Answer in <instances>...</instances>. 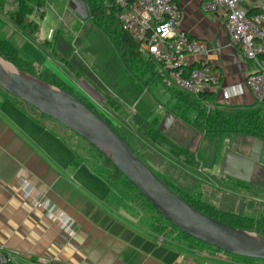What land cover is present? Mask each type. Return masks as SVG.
<instances>
[{"label": "crops", "instance_id": "obj_1", "mask_svg": "<svg viewBox=\"0 0 264 264\" xmlns=\"http://www.w3.org/2000/svg\"><path fill=\"white\" fill-rule=\"evenodd\" d=\"M110 1L102 2L108 5ZM176 1L183 13L180 30L208 44L212 50L208 63L220 76L219 86L204 93L212 98L200 97L206 112L229 114L257 109L259 102L244 85L247 75L254 70L253 63L229 44L224 12L206 14L200 0ZM27 5L30 12L25 17L31 21L35 18V8ZM67 7L78 17L70 4ZM24 10L17 0H0V39L9 41L36 71H47L68 86L58 75L63 70L52 48L42 45L55 37L53 33L48 39L49 31H54L53 6L47 4L41 10L43 19L36 20L39 25L36 38L28 37L10 18ZM233 85H242L243 94L225 100L222 90ZM161 87L164 88L162 84ZM174 117L166 133L178 122L185 123ZM119 118L124 128L131 130L132 121ZM184 136L189 140L187 144H175L181 145L187 155L194 156L196 164H190L189 170L196 173L201 168L204 174H212L208 170L215 167L228 180H238L221 172L227 149L219 162L212 153H205L204 159L199 160L200 151L207 148L204 140L202 144L199 139L198 143H192L195 135ZM251 141L252 137H236L235 146L230 149L247 155ZM88 158L71 145L57 123L0 89V248L17 252V264L33 260L43 264H264L258 260L240 261L216 249L181 247L141 228L127 212L135 189L123 177L114 176L103 159L90 161ZM179 158L183 164L187 163L184 156ZM254 180L264 188V144L260 163L247 184L252 185ZM23 182L27 183L26 195ZM35 197L45 206L36 207Z\"/></svg>", "mask_w": 264, "mask_h": 264}, {"label": "rangeland", "instance_id": "obj_2", "mask_svg": "<svg viewBox=\"0 0 264 264\" xmlns=\"http://www.w3.org/2000/svg\"><path fill=\"white\" fill-rule=\"evenodd\" d=\"M47 4L54 8L52 26H54L55 37L52 40L58 48V59L63 57L68 63L66 66L59 61L62 64L60 66L63 72L58 75L67 81L68 87L72 88L75 94L80 95L77 92L79 90H74L77 87L76 83H71L67 79L69 74L71 79L78 82L80 88L93 99L104 103L107 108L111 107L122 119H130L133 129L122 127L124 129H117V131L129 140L141 160L176 192L209 207L217 212L220 219L229 220L223 215L233 217L236 226L241 228L240 230L264 238L263 187L259 185L245 186L239 182L228 180L221 176L215 167L207 169L212 174L193 173L189 170L192 167L183 164L179 156L175 154L182 149L183 143H188L189 140L184 135L189 133L196 137L192 138V143H198L199 139L202 144L201 142L204 140L207 147L202 152L200 151L199 160L204 159L205 153L208 155L212 153L211 155H216L217 162H219L222 153L235 146L236 137L225 136L222 140H217L191 127L189 122H178L165 136L156 135L154 131L157 130L163 116L173 114L180 118L181 113H184L187 121H193L197 111L193 110L194 108L191 109L190 106H184L185 109L180 107L178 101L181 96L166 91L160 84L151 81L150 84H144L140 79L145 81L146 77L128 72L112 41L101 33L90 17L80 20L72 14L67 7L69 4L67 0H45V6ZM204 18H209V15H204ZM46 30L48 29L46 28ZM253 69H256L254 65ZM34 77L40 79L37 76ZM138 91L140 92L139 96L137 95ZM26 105L35 110L28 104ZM145 124H148V127L153 131L150 135H147L145 130H138L140 125ZM59 127L77 151L84 153L90 161H102L104 156L95 151L88 143L66 128ZM171 141L174 144L175 142L181 143V145H177L178 143L174 145ZM204 165L209 166L208 163H204ZM148 205L135 191L132 202L127 206V212L137 225L151 231L152 226L159 222L161 216L149 205L150 209ZM161 219L163 218L161 217ZM163 238L185 248L214 250L212 247L198 244L188 236L186 238L178 230L165 233Z\"/></svg>", "mask_w": 264, "mask_h": 264}, {"label": "water", "instance_id": "obj_3", "mask_svg": "<svg viewBox=\"0 0 264 264\" xmlns=\"http://www.w3.org/2000/svg\"><path fill=\"white\" fill-rule=\"evenodd\" d=\"M69 4L81 20L88 18L85 0H69ZM0 60L4 59L0 57ZM11 66L15 72H8L0 63V89L71 131L103 155L167 223L191 239L228 255L264 261L263 237L228 226L194 209L169 190L113 128L78 98ZM174 119L172 115L166 116L158 132L164 135ZM263 144L260 139L252 138L247 155L227 149L221 172L250 183L252 171L260 163Z\"/></svg>", "mask_w": 264, "mask_h": 264}, {"label": "built area", "instance_id": "obj_4", "mask_svg": "<svg viewBox=\"0 0 264 264\" xmlns=\"http://www.w3.org/2000/svg\"><path fill=\"white\" fill-rule=\"evenodd\" d=\"M119 8L117 22L119 28L128 34L144 58L154 63L167 90H176L198 97L211 88L219 86L220 76L208 63L212 50L208 44L192 39L180 30L183 13L176 0H111ZM205 13L225 10L223 22L229 44L239 50L253 65L255 70L245 79V87L255 96L259 104L264 102V0H200ZM107 4V3H106ZM54 31L50 30L48 39ZM198 58L191 62L190 59ZM74 90H79L94 108L106 116L113 124L124 127L120 118L103 103L96 101L78 82ZM242 85H233L222 90L225 100L242 95ZM196 172L203 175L198 168ZM196 173V174H197ZM24 195L27 183L23 182ZM36 207L45 205L34 198ZM68 231L67 226L62 227ZM17 252L0 248V264H17ZM27 264H43L33 260Z\"/></svg>", "mask_w": 264, "mask_h": 264}, {"label": "trees", "instance_id": "obj_5", "mask_svg": "<svg viewBox=\"0 0 264 264\" xmlns=\"http://www.w3.org/2000/svg\"><path fill=\"white\" fill-rule=\"evenodd\" d=\"M17 2L20 5V7L21 6L23 8L25 7V10L21 13L19 12L12 14L10 17L11 20L15 25L19 26L28 37L36 38L39 33V25L36 23V20L43 19V13L41 12V10H43L45 6V0H17ZM85 2L88 10V17H90L93 20L95 26H97V28L101 31V33H103L112 41L120 57V60L123 66H125V68L127 69V71L132 73H138L140 74V76L146 77L145 80L146 82L140 79L144 84L149 83L151 81L161 85L162 79L158 72L157 66L154 63H152L150 60L141 56V54L138 51L137 45L132 42L128 34L123 32L119 28L117 22V13L119 12V8L114 4V2L110 1L108 5L103 4L102 0H85ZM27 4H32L33 8H35L34 9L35 12L33 14L35 18L32 19L31 21L30 20L28 21V18L25 17V15H28L30 12L27 10L28 9ZM42 45L45 47H51L52 52L58 58L59 52L57 51V46L53 40L50 42H43ZM0 57L5 59L7 62L12 64L14 67L18 68L19 70L29 75L37 76L44 82L51 84L59 89L65 90L70 94H72L73 96H75L76 98H78L92 111H94L97 115H99L108 125H110L113 128V130L116 132V134L119 135L130 146V148L132 149L134 154L138 157V159L141 160V158L132 148L129 140L123 134L117 131V129H124V128L113 124L106 116H104L102 113L97 111L94 108V106H92L85 98H83V96L75 94L72 88L66 86L58 78L49 74V72L36 71L35 68L29 62H27L21 57L19 51L9 41L0 39ZM58 60L64 65L68 66V63L66 62L65 59H63V57H60ZM169 92L181 96V99L178 101L180 107L190 106L191 109L194 108L193 110L197 111L196 118L193 121H187L186 118L184 117V113H181L180 118L186 123L189 122L191 124V127H194L197 130L204 132L206 135L216 138L217 140H221L225 136H234V137L244 136V137L258 138L264 142V102L261 103L257 109H248V110L225 114L221 112H206L203 105L201 104V98H200L204 94L198 96L199 98H196L191 95L182 93L180 91L169 90ZM137 95L138 96L140 95L139 91ZM204 96L205 99L212 98V96L210 95L208 96L204 95ZM111 110L113 111V109ZM113 112H115V110ZM138 130L139 131L145 130V133L147 135H150L153 132L152 129L148 127V124L142 126L140 125ZM154 133L156 135L163 136L158 132V130L154 131ZM175 154H177L178 156L183 155L186 159L187 165L196 164V162L194 161V156L187 155L183 151V149L179 150ZM103 163L112 169L114 176L123 177L117 171V169L112 165V163L108 161L105 157H103ZM151 171L155 174V172L152 169ZM157 177L169 188V190H171L179 198H181L184 202L192 206L197 211L203 213L204 215L212 219L220 221L228 226L241 229L236 226L233 217L228 215H223V217H227L229 220H226L224 218L223 219L218 218L217 212L213 211L209 207H206L204 204L201 205L198 201L195 200L193 201L192 199H188L182 196L180 193L176 192L169 184L164 182L159 176ZM125 182L127 185L130 186V184L126 181V179ZM158 221L159 222L155 226H152L151 228V232L154 233L155 235L159 237L162 236L163 238L165 233L170 232L172 230L177 231L175 227L165 222L163 219H161V217ZM197 243L202 245V243L200 242ZM237 259L240 261H247V262L253 261L252 259L239 258V257Z\"/></svg>", "mask_w": 264, "mask_h": 264}, {"label": "bare ground", "instance_id": "obj_6", "mask_svg": "<svg viewBox=\"0 0 264 264\" xmlns=\"http://www.w3.org/2000/svg\"><path fill=\"white\" fill-rule=\"evenodd\" d=\"M0 63L3 66V68L5 70H7L8 72H15V69L10 64H8L7 62H5L4 60H0Z\"/></svg>", "mask_w": 264, "mask_h": 264}, {"label": "flooded vegetation", "instance_id": "obj_7", "mask_svg": "<svg viewBox=\"0 0 264 264\" xmlns=\"http://www.w3.org/2000/svg\"><path fill=\"white\" fill-rule=\"evenodd\" d=\"M138 138H140L141 139V137L139 136ZM262 164V163H261ZM237 182H239V183H241L242 185H249V184H247V183H245V182H242V181H239V180H236ZM253 183H252V185H259V181H256V180H254V181H252Z\"/></svg>", "mask_w": 264, "mask_h": 264}]
</instances>
